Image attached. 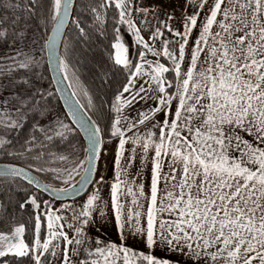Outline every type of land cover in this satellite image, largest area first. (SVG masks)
<instances>
[{
    "label": "snow or ice",
    "instance_id": "obj_1",
    "mask_svg": "<svg viewBox=\"0 0 264 264\" xmlns=\"http://www.w3.org/2000/svg\"><path fill=\"white\" fill-rule=\"evenodd\" d=\"M75 2L0 0V157L31 161L0 163V264H264V0H175L179 18L159 0H98L91 24L72 19L74 43L62 35ZM109 21L125 80L98 108L72 52ZM57 94L66 118H52ZM105 108L107 129L89 115ZM104 220L118 241L96 231Z\"/></svg>",
    "mask_w": 264,
    "mask_h": 264
},
{
    "label": "trees",
    "instance_id": "obj_2",
    "mask_svg": "<svg viewBox=\"0 0 264 264\" xmlns=\"http://www.w3.org/2000/svg\"><path fill=\"white\" fill-rule=\"evenodd\" d=\"M98 3V0H77L74 18L77 15H80L81 18L86 21L88 24L92 23L91 16L85 14L83 12V8L86 5H95ZM113 13L109 11L108 15L111 16ZM35 24V22H34ZM108 32L106 36H93V43L91 48L87 49L86 53L82 54L81 45L78 43L75 45V48L72 52L74 58L78 57L80 59H85L86 63L80 67V77L84 86L88 88L89 92L93 95V98L99 108L102 101H110L116 92L117 88L124 82L125 77L121 71L118 69H114L112 65V61L110 59V48L109 43L112 39L111 37V21L106 25ZM51 25H49V30ZM76 30L75 25L71 23L65 39L72 40L74 43L76 41ZM45 67L48 71V66L45 64ZM105 73H108V76H105ZM169 79L172 78L171 74H168ZM105 79H107V83H105ZM82 104L87 105V99L84 97H80ZM56 101H60L57 95ZM107 109L104 111H93L90 112L89 115L92 116L94 120H97L100 126L104 129H107L110 119L106 115ZM81 137L80 134L77 138ZM108 138L107 135L105 139ZM0 162H10L18 165H22L27 167L29 163H31L28 159H11L0 157ZM59 161H51L46 166L53 167L59 164ZM44 182L55 185V182L51 175L48 173H40L37 174ZM10 181V178L0 177V187H3L6 183ZM17 183L20 184L21 187H27V183L19 178H17ZM35 190V189H33ZM17 195L22 199L23 192L17 193ZM42 198L49 199L46 195L42 194Z\"/></svg>",
    "mask_w": 264,
    "mask_h": 264
},
{
    "label": "rangeland",
    "instance_id": "obj_3",
    "mask_svg": "<svg viewBox=\"0 0 264 264\" xmlns=\"http://www.w3.org/2000/svg\"><path fill=\"white\" fill-rule=\"evenodd\" d=\"M159 3L162 6V11L159 14L161 18H165V13L171 12L173 10V8H175V14L177 16V18H179L180 14H181V8L180 7H176V3L175 0H159ZM4 14H8L7 12H5ZM34 31H36V35L39 36L41 34V30L36 28L35 24H34ZM195 34V33H194ZM125 41L126 43L129 44L130 46V50L134 51L135 50V46H134V37H131L130 35H128L127 33H125ZM34 50H38V45L36 46V49ZM45 69H47L45 67V64L43 65V67L41 68V71H44ZM45 76L50 77V73L49 70L44 72ZM44 86L48 85V80L45 79L44 81L41 82ZM54 86V85H53ZM80 99V97H79ZM81 101V99H80ZM151 103V102H149ZM52 104L54 105L53 111H52V118L54 119L57 115H59L61 118H66V112L64 111L61 102L60 101H56V99H54L52 101ZM147 107L146 104H144L143 102L141 104L136 105V110L132 111L130 114L132 116L136 115L137 111H141L144 110ZM108 138H106L105 140H107ZM76 143L77 144H81V145H85L83 139L81 137L76 139ZM114 149H115V142H113L111 145L108 146V153L105 156L104 160H103V167H102V171H104V174L107 178H109V180H111L112 177V161H113V155H114ZM80 157L82 158L83 153L82 151L79 153ZM62 162H60L59 164L53 166L54 168H58L61 167ZM78 179V178H77ZM147 181H148V174L147 171L145 172V183H146V187H147ZM54 186L56 187H64L65 185H61L59 183H56ZM91 190V189H90ZM102 195L105 197V199L109 198V188L106 185L104 187V190L102 192ZM84 199V196L76 201H72V202H66L67 203H73L75 202V204H79L80 202H82ZM60 203L58 202H54V207H59ZM100 223L105 224L106 227L104 229H100V228H96V231L99 232L104 238L106 239H111L114 241H118V236H117V231L114 227V224L111 220H104L101 221ZM95 237L92 236L90 234V240L89 243H91V240L94 239ZM136 247L138 248H143L142 244H137ZM83 255L79 256V257H74V259H83Z\"/></svg>",
    "mask_w": 264,
    "mask_h": 264
},
{
    "label": "water",
    "instance_id": "obj_4",
    "mask_svg": "<svg viewBox=\"0 0 264 264\" xmlns=\"http://www.w3.org/2000/svg\"><path fill=\"white\" fill-rule=\"evenodd\" d=\"M76 3H77V0H76V2L74 3L73 12H72V14H71V16H70V18H69V23H68V24L66 25V27H65L64 34L62 35V40H65V37H66L67 31H68V29H69V27H70V25H71V23H72V19H74V11H75V7H76ZM61 51H62V49H61ZM48 70H49V73H50V76H51V70H50V68H48ZM57 95H58V97H59V94H57ZM59 100H60V102H61V105H62L64 111L67 113V109H66V107L64 106L63 100H62V99H59ZM81 103H82V102H81ZM80 136H81V138L83 139V141H84V143H85V145H86V139L83 137V133H82V132L80 133ZM0 163H2V164H14V165H17V166L25 167V166L18 165V164H15V163H10V162H0ZM25 168H27V167H25ZM39 178H40V177H39ZM19 179H21V178H19ZM21 180H22V179H21ZM40 180H41L42 183H46V182H44L41 178H40ZM23 181H24V180H23ZM25 182H26V181H25ZM26 183H27V182H26ZM46 184H48V183H46ZM52 186H54V185H52ZM54 187H56V186H54ZM89 190H90V188H89ZM43 194L46 195L47 197H49L48 194H46V193H43ZM83 196H84V194H81V196H80L79 198L69 197V198H66L65 200H63L62 202H63V203H66V202L76 201V200L82 198ZM49 199H51V198L49 197ZM56 202L61 203L60 201H56Z\"/></svg>",
    "mask_w": 264,
    "mask_h": 264
},
{
    "label": "built area",
    "instance_id": "obj_5",
    "mask_svg": "<svg viewBox=\"0 0 264 264\" xmlns=\"http://www.w3.org/2000/svg\"><path fill=\"white\" fill-rule=\"evenodd\" d=\"M178 26V25H177Z\"/></svg>",
    "mask_w": 264,
    "mask_h": 264
},
{
    "label": "crops",
    "instance_id": "obj_6",
    "mask_svg": "<svg viewBox=\"0 0 264 264\" xmlns=\"http://www.w3.org/2000/svg\"><path fill=\"white\" fill-rule=\"evenodd\" d=\"M195 35V34H194Z\"/></svg>",
    "mask_w": 264,
    "mask_h": 264
}]
</instances>
